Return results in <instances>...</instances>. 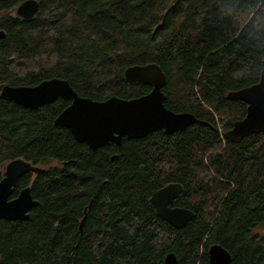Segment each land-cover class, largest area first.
Instances as JSON below:
<instances>
[{
  "label": "trees",
  "instance_id": "obj_1",
  "mask_svg": "<svg viewBox=\"0 0 264 264\" xmlns=\"http://www.w3.org/2000/svg\"><path fill=\"white\" fill-rule=\"evenodd\" d=\"M23 1L0 0V179L18 158L43 171L11 196L31 188L29 217L0 218V264H165L170 252L210 264L212 244L231 264H264V133L226 136L247 107L227 93L259 80L264 32L249 20L264 0H38L28 19ZM149 63L166 75L165 106L203 124L91 150L54 123L68 100L30 110L2 95L56 77L93 100L136 98L151 86L124 71ZM170 183L182 185L173 205L194 213L182 228L149 203Z\"/></svg>",
  "mask_w": 264,
  "mask_h": 264
},
{
  "label": "water",
  "instance_id": "obj_2",
  "mask_svg": "<svg viewBox=\"0 0 264 264\" xmlns=\"http://www.w3.org/2000/svg\"><path fill=\"white\" fill-rule=\"evenodd\" d=\"M38 11V0H25L17 6L16 15L28 19ZM0 37H4L2 31ZM124 75L128 81L151 86L150 92L136 98L124 99L114 95L97 101L78 95L67 80L54 77L35 86L4 85L2 95L30 110L51 104L59 98L68 100L69 105L55 117L54 123L68 129L77 142L86 144L91 150L111 143L120 146L124 138L141 139L156 131L170 135L184 131L190 125L203 124L190 112L177 113L165 106L166 95L162 89L166 75L156 63L129 66ZM226 97L247 105L244 118L235 121L226 132L229 141H241L249 135L264 133V60L256 83L229 91ZM42 171L41 167L21 158L5 165L0 179L1 219L24 221L29 217L30 210L38 205V201L32 197L31 188L24 187L16 197L11 196L23 175ZM181 192L180 183H170L156 190L149 199L158 217L174 228L184 227L194 216L191 210L173 205ZM84 220L85 216L80 228ZM208 258L210 264H231V255L219 244L208 247ZM164 262L180 264L173 252L165 256Z\"/></svg>",
  "mask_w": 264,
  "mask_h": 264
},
{
  "label": "clouds",
  "instance_id": "obj_3",
  "mask_svg": "<svg viewBox=\"0 0 264 264\" xmlns=\"http://www.w3.org/2000/svg\"><path fill=\"white\" fill-rule=\"evenodd\" d=\"M249 22L252 23L254 29L264 32V17L257 18L256 14L253 12L250 14ZM258 25L260 26L259 28Z\"/></svg>",
  "mask_w": 264,
  "mask_h": 264
},
{
  "label": "flooded vegetation",
  "instance_id": "obj_4",
  "mask_svg": "<svg viewBox=\"0 0 264 264\" xmlns=\"http://www.w3.org/2000/svg\"><path fill=\"white\" fill-rule=\"evenodd\" d=\"M15 12H16V10H15Z\"/></svg>",
  "mask_w": 264,
  "mask_h": 264
}]
</instances>
